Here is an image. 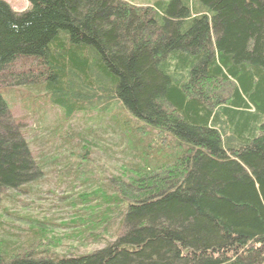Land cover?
I'll list each match as a JSON object with an SVG mask.
<instances>
[{"label": "trees", "instance_id": "trees-1", "mask_svg": "<svg viewBox=\"0 0 264 264\" xmlns=\"http://www.w3.org/2000/svg\"><path fill=\"white\" fill-rule=\"evenodd\" d=\"M27 2L18 14L0 0V211L51 166L1 89L43 85L56 137L84 147L62 177L91 184L75 235L106 242L59 255L44 237L13 248L0 235V264H264V0ZM94 114L131 143L117 174L95 175L86 134L71 133Z\"/></svg>", "mask_w": 264, "mask_h": 264}, {"label": "rangeland", "instance_id": "rangeland-1", "mask_svg": "<svg viewBox=\"0 0 264 264\" xmlns=\"http://www.w3.org/2000/svg\"><path fill=\"white\" fill-rule=\"evenodd\" d=\"M4 1L10 4L15 13L21 14L28 9L27 0ZM129 1L142 6L154 2V0ZM44 89L43 85L36 87L14 85L1 89V94L13 117L18 121H25L22 131L25 133L26 140L31 143L34 155L40 157V160L50 159L51 166L48 173L38 181V184L17 190L16 197H12L11 193H8L7 199L3 203L4 209L0 211V221L3 225L0 235L8 239L13 248L18 246V243L20 245V241L29 243L31 236L38 239L44 237L48 240L52 252L59 255L66 253L87 255L105 247L103 243L106 242L102 241L103 236L100 235H97V238L87 239V242L75 235V232L83 233L79 228L81 226L79 218L82 219L81 212L84 209L78 204V195L80 192H90L91 184H87L85 187L83 184L75 183L73 189L70 184L62 181V177H67L70 169L74 170L81 164L78 162H85L78 156L84 153V147L78 150L77 145L69 143L63 145V139L60 141L56 137L60 135L56 125L61 110L51 104V97L45 93ZM95 116L97 115L94 114L91 117L90 115H80L74 118L70 122L71 133L86 134L84 135V137L86 136L85 142L93 149V154L89 158H92L97 166L94 170L95 175H100V171L109 168L116 173L115 166L126 165L127 162L123 163V152L127 151L126 149L130 147L131 143L127 137L124 143L120 144L118 135L100 131L101 127L105 125L107 127V123L110 125V120L108 116L101 115L99 122L103 123L99 125ZM86 121L95 128L97 135L95 133L90 135L89 125L85 124ZM86 158L88 159V157ZM86 162L91 163L90 161ZM91 168L93 169V166H88L87 170ZM114 232L112 230L113 234ZM106 238L104 240L113 239V236L110 235ZM26 247L28 246L26 245Z\"/></svg>", "mask_w": 264, "mask_h": 264}, {"label": "bare ground", "instance_id": "bare-ground-1", "mask_svg": "<svg viewBox=\"0 0 264 264\" xmlns=\"http://www.w3.org/2000/svg\"><path fill=\"white\" fill-rule=\"evenodd\" d=\"M151 139V138H150ZM158 143V142H157ZM164 151H165V149H164ZM163 153V152H162ZM112 219V218H111ZM43 220V219H42ZM112 222V221H111ZM108 228V227H107ZM111 230V229H110ZM29 237V236H28ZM98 241V240H97ZM85 244V243H84Z\"/></svg>", "mask_w": 264, "mask_h": 264}]
</instances>
